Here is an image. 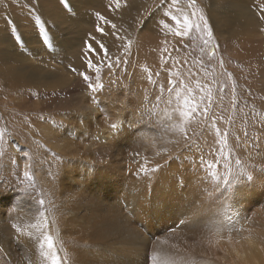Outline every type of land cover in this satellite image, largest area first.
Masks as SVG:
<instances>
[{"label":"rangeland","instance_id":"1","mask_svg":"<svg viewBox=\"0 0 264 264\" xmlns=\"http://www.w3.org/2000/svg\"><path fill=\"white\" fill-rule=\"evenodd\" d=\"M33 3L35 0H0V133L3 134L0 149L6 148L11 153L19 150L16 141L12 144L10 138L11 133L14 134L12 129L18 127L14 116L17 110L22 111L20 108L28 112L40 108L41 114L47 104L51 114L60 113L62 116L64 112L72 113L73 104H81L83 99H88L86 95H95L79 75L69 71V66L77 68L78 72L86 70L82 49L90 33L96 39H103L109 49L112 59L107 62H114L117 58L122 61L111 74L103 69L101 80L96 81L105 86L98 93L100 96L103 94L99 98L104 106H109L105 104L107 99L120 96L115 90L123 92L131 88L141 91V97L144 95V98L154 100L158 85L167 87V81L177 79L174 74L179 72L180 79L194 89L199 82V90L195 93L199 107L208 106V116L216 111L219 117H223L226 131L233 133H229L231 137L236 136L235 122L243 132H250L255 128L253 121L256 119L252 110L264 113V31L260 30L264 21L259 20L258 9L254 7L255 4H264V0H198L213 24L214 39L207 45L200 39L202 33L193 31L190 36L177 37L164 29L160 24L162 20L172 28L176 26L164 16L168 6L167 3L162 5L161 0H121L122 7L118 11L108 9V0H71L70 14H66L67 5H61L59 0H39L38 12L29 15L27 5ZM94 12L107 17L117 25V29H110L97 20L92 15ZM37 14L55 25L52 31L56 38L47 46L40 43L32 30V21ZM8 22L18 26L19 31L13 35L23 34L25 37L24 45L19 48L9 35ZM97 23L104 26L109 35L101 37L96 33ZM40 31L43 33L46 28ZM112 32H117L124 39H117ZM129 41L131 45L125 48ZM165 47L168 48L167 54L162 51ZM189 69L193 74L191 77ZM17 72L23 81L18 84L13 76ZM23 73L28 81H25ZM149 74L155 84L148 81ZM24 98L28 103L19 104V100ZM121 99L125 103L124 95ZM109 107L112 108L111 105ZM229 117L234 123L228 122ZM197 120L204 119L198 116ZM190 128L201 131L197 121H193ZM140 226L147 236L154 232L148 231L144 224Z\"/></svg>","mask_w":264,"mask_h":264},{"label":"snow or ice","instance_id":"2","mask_svg":"<svg viewBox=\"0 0 264 264\" xmlns=\"http://www.w3.org/2000/svg\"><path fill=\"white\" fill-rule=\"evenodd\" d=\"M59 2L61 5H67L65 11L66 14H70L68 9L72 7L71 0H59ZM38 3L39 0H35V3L27 5L29 15L38 12ZM165 3H167L168 11L164 12V16L174 22L176 27L172 28L162 20L160 24L164 29H168L177 37L190 36L193 31L202 33L200 39L205 45L214 39L213 24L210 23L205 8L198 4V0H161L162 5ZM107 7L109 10L118 11L122 7L121 0H108ZM254 7L258 9L259 20L264 21V4H255ZM92 15L108 28L117 29V25L100 12H94ZM8 23L9 35L15 46L19 48L24 45L25 37L23 34L13 35L19 31L18 26L12 22ZM53 27L55 25L42 20L39 14L32 21V30L44 46L51 44L56 38L52 31ZM41 28H46V31L42 33ZM260 30L264 31V27H261ZM95 32L99 33L101 37L109 35L100 23L95 24ZM111 34L117 39H124L117 32ZM164 43L167 44V40ZM130 45L131 41L125 45V48ZM82 51L85 57L83 66L86 70L78 72L77 68L69 66V71L79 75L91 93L102 92L104 84L96 81L101 80L103 69L106 68L111 74L112 69L120 65L122 61L117 58L114 62H107L112 59L109 56V49L103 39H96L91 33L84 41ZM162 51L167 54L168 48L165 47ZM167 62L166 60L165 63ZM177 63L187 62L177 61ZM220 63L222 64L223 61ZM155 75H159V73H155ZM174 75L177 79H169L167 87L163 84L158 85V93L154 100L145 98L148 105L141 109V115L137 121L141 124V128L135 129L130 134L134 135L148 127V124L144 123V118L147 116L148 123L154 129L159 130L162 127L165 130L164 134L172 137L167 142L163 139L145 137L142 146L146 145V151L149 154L140 151L131 154L130 162L123 171L137 180V183L132 187V199L138 202L150 193H156L157 190L163 199L175 198L176 195L183 193L189 178L183 173L171 171L170 162H175L179 157L169 149L168 145L182 146L190 150L201 131H206L211 127L219 139L215 140L213 145H209L206 152L195 145L198 151L203 153L197 158L198 163L195 164L197 170L196 193L188 203L186 215L179 223L185 226L191 223L203 224L209 243H212L213 239L218 242L225 236L231 240L233 234L246 230L240 224L241 219H246L241 215L240 206L258 188L264 189V156L258 163L251 152L248 155L243 154L248 151L249 144L257 152L264 147L260 143L264 140V113L252 110L256 117L253 125H259L257 130L261 135L250 136L249 132L245 130L243 132L245 142L242 144L241 137L236 135L233 137L234 147H229V132L222 131L217 127L216 120L208 116V106L199 107V102L195 98V93L199 90V82L196 83L194 89L185 80L179 78V72ZM188 75L189 77L193 75L190 69ZM147 79L153 84L156 83L152 80L151 74L147 75ZM92 98L95 100V95ZM161 106L163 107L161 108ZM233 106L235 107V105ZM198 116H202L204 120H197ZM177 119L180 120L179 124ZM223 119V117H219V120L223 121ZM193 121L200 124L201 131L190 128ZM228 122L234 123L233 118L229 117ZM185 124H188L189 127L186 128ZM110 127L119 132L122 126L116 121L112 122ZM2 138L3 134L0 133V139ZM52 157L54 161L61 160L55 153H52ZM21 158L24 161L23 165L10 155L6 148L0 149V199H3L6 193L11 192L9 214H16L15 222H10V239L17 243L27 240L32 243L34 249L31 255L22 257L21 264H24L25 261L27 264H109L107 260H103L99 256L96 245H89L87 242L81 244L74 240L65 241L61 238L60 228L57 221L52 218L51 212L52 209H56L61 215L63 212L54 200L46 199L49 194L54 195V192L47 193L38 187L34 175L36 161L33 160V157L29 156L28 152L22 151ZM99 171L101 170L94 167L89 169L92 179L97 177ZM49 175L55 178L58 173L49 172ZM78 199V195L69 197L72 202H77ZM128 207V203L125 202L120 205L119 213L114 211L108 217H99L98 221L93 220L94 224H98L100 241L106 243L124 242L142 235L125 222ZM238 224H240L239 227H237ZM53 225H56L55 229H53ZM169 231L174 232L175 229L171 228ZM68 245H71V250ZM5 255L3 239L0 238V256ZM149 259L152 264H187V258L181 254L180 249L176 245H170L167 239L155 241Z\"/></svg>","mask_w":264,"mask_h":264},{"label":"bare ground","instance_id":"3","mask_svg":"<svg viewBox=\"0 0 264 264\" xmlns=\"http://www.w3.org/2000/svg\"><path fill=\"white\" fill-rule=\"evenodd\" d=\"M13 76L17 84L23 82L19 72ZM23 77L25 78V74ZM25 81L28 80L25 78ZM115 91L120 96L105 101V104L111 105L112 108L101 103L99 97H103V94L100 96L98 92L95 94V100L92 98L93 95H86L88 99H83L79 105L73 104L72 113L64 112L62 116L60 113L51 114L47 104L48 109L47 107L43 109L41 114L40 108L29 112L20 108L22 111L17 110V115L14 116L18 127L12 129L14 134L11 133L10 139L12 144L16 141L19 150L8 153L21 165L24 163L21 158L22 151L28 152L36 161L34 175L38 187L47 193L54 192V195L49 194L46 199L54 200L63 212V215L56 209H52L51 212L52 218L57 221L60 228L61 238L65 241L74 240L81 244L87 242L89 245H96L99 256L109 264H152L149 256L155 241L163 239H167L170 245H176L180 249L181 254L187 258V264H264V189L258 188L240 206L241 215L246 218L241 219L240 224L246 230L233 234L231 240L225 236L218 242L213 239V242L209 243L203 224L191 223L185 226L179 223L186 215L188 203L196 193L195 164L203 153L198 151L195 145L206 152L208 146L218 140L217 135H214L215 130L211 127L201 131L190 150L182 146L168 145L179 157L175 162H170L171 171L183 173L189 178L183 193L176 195L175 198L163 199L157 190L156 193H150L138 202L133 201L132 187L137 180L123 171L130 162L131 154L135 151L149 154L146 145L142 146L145 137L163 139L165 142L172 137L165 135L162 127L159 130L154 129L148 123L147 116L144 123L148 124V127L130 135L135 129L141 128L137 121L141 109L148 101L144 95L143 97L139 95L141 91H135L133 88L123 92ZM123 95L126 98L125 103L121 99ZM27 103L25 98L19 100V104ZM209 117L216 120L217 127L226 131L216 111ZM116 121L122 126L119 132L110 127V124ZM177 123H180L179 119ZM235 124L237 129L235 134L241 137L240 142L243 144L245 142L243 130L237 127V125L241 127L239 124L236 122ZM187 125L184 126L187 128ZM12 127L10 122V128ZM258 128L259 125L256 124L254 130L249 132L250 136L261 135ZM15 135L17 137H14ZM229 139V147H234L233 137L229 136ZM260 143L264 145V140ZM249 152L259 163L260 158L264 156V147L257 152L249 144L248 151L243 154L248 155ZM52 153L61 160L54 161ZM41 161L43 163H40ZM92 167L101 170L95 179H92L89 172ZM49 172L58 175L53 178ZM71 195H78V201H70ZM11 196L12 193L8 192L0 199V238L3 239L6 253L5 256H0V264H21L22 257L34 252L31 242L25 240L17 243L10 239V222H15L16 216L15 213L9 214ZM125 202L129 205L125 222L142 235L124 242L100 241L98 224H94L93 220L108 217L114 211L119 213L120 205ZM140 224L146 225L148 231H154L152 235L147 236ZM55 227L56 225H53V229ZM171 228L175 231L170 232ZM68 248L71 250V245H68Z\"/></svg>","mask_w":264,"mask_h":264}]
</instances>
